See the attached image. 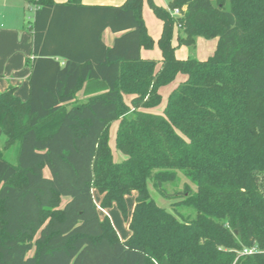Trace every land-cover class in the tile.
<instances>
[{"label": "trees", "instance_id": "1", "mask_svg": "<svg viewBox=\"0 0 264 264\" xmlns=\"http://www.w3.org/2000/svg\"><path fill=\"white\" fill-rule=\"evenodd\" d=\"M29 2L28 97L12 86L0 93L3 149L16 150L15 162L0 150V264H264V0ZM143 2L162 24L158 67L140 56L154 45ZM197 37L217 38L213 55L177 59ZM178 74L163 112H151ZM89 81L103 90L79 100ZM116 121L120 160L109 146ZM178 170L196 184L179 202L194 209L191 220L147 189L151 181L171 199L163 185ZM113 206L125 240L99 215Z\"/></svg>", "mask_w": 264, "mask_h": 264}, {"label": "rangeland", "instance_id": "2", "mask_svg": "<svg viewBox=\"0 0 264 264\" xmlns=\"http://www.w3.org/2000/svg\"><path fill=\"white\" fill-rule=\"evenodd\" d=\"M66 2L67 0H56ZM90 3H103L107 5H121L124 0H85ZM94 1V2H93ZM155 4L163 9L168 8L167 0H153ZM35 6L29 2V0H0V24L3 25L4 30L16 32V30L28 31L29 26L32 24ZM142 18L144 20L146 29L150 37L154 41V45L151 49H143V55L150 60H154L157 67L160 64L161 54L157 47V40L161 31V22L150 9L146 2L142 5ZM217 38L204 39L197 37L195 43L191 47L180 46L175 50V56L179 60H185L187 58H196L198 60H206L212 56L216 48ZM172 45L177 46V36L174 35L172 39ZM184 76L178 74L175 79L168 85L160 89L161 102L155 108L150 110L151 112L162 113L166 105L168 95L170 92L183 80ZM4 90H0L3 92ZM23 90H17L18 94ZM79 96V95H78ZM26 99V98H25ZM24 99V100H25ZM125 101L128 103L129 97L125 96ZM23 100V99H22ZM117 121L112 123L109 129V146L113 153L115 160L123 159L124 156L115 149V132L117 127ZM2 137V142H3ZM3 156L10 162H15L16 150L11 148L9 150L3 149L0 145ZM189 186L191 191L196 190V184L190 181L182 171H176V179L173 182H168L163 185V189L167 194L171 195V199L162 198L152 187L151 181H147V189L151 198L155 203L162 208H165L169 212L173 213L177 217L185 220H191L195 217V211L192 208L182 206L181 195L184 193L185 186ZM135 194L132 192L126 197L127 214L130 216L132 207L134 204ZM94 198L98 203L100 197L94 193ZM99 215L102 218L107 215L110 219L112 226L114 227L117 236L120 240H124L129 236L128 224L123 219L119 210L113 206L108 210H99Z\"/></svg>", "mask_w": 264, "mask_h": 264}, {"label": "crops", "instance_id": "3", "mask_svg": "<svg viewBox=\"0 0 264 264\" xmlns=\"http://www.w3.org/2000/svg\"><path fill=\"white\" fill-rule=\"evenodd\" d=\"M54 1L63 3L61 1ZM82 3L86 5H107L103 3H90L86 2L85 0H82ZM115 37L116 35L113 34L109 29H106L102 34L103 42L107 46L112 45ZM31 50L32 35L30 32V26L28 31L16 30V32H12L4 30L3 25L0 24V90H6L9 86L15 87L16 94L23 100L25 98L27 99L28 97V77L30 75V67L25 63V61L31 58ZM140 56L142 59L150 60L143 55V49L140 52ZM61 63H63V61H61ZM184 79L185 77L183 78V80ZM17 90L23 91L18 94ZM80 90L82 91L78 93L79 96L77 95V97L79 100H84L87 96L83 93V90H103V86L98 81H89L84 83L83 87ZM155 114L159 113L155 112ZM3 143L4 141L2 142V135L0 132L1 147L3 146Z\"/></svg>", "mask_w": 264, "mask_h": 264}, {"label": "built area", "instance_id": "4", "mask_svg": "<svg viewBox=\"0 0 264 264\" xmlns=\"http://www.w3.org/2000/svg\"><path fill=\"white\" fill-rule=\"evenodd\" d=\"M170 14L172 16H179V10L178 9H174V10H169ZM256 252V248H250V249H243V251L241 252V254L243 255H249Z\"/></svg>", "mask_w": 264, "mask_h": 264}]
</instances>
